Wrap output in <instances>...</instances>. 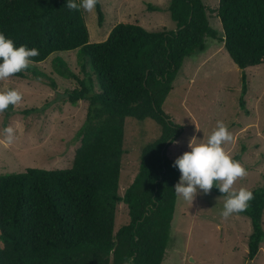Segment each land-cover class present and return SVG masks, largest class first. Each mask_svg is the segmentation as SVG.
Returning <instances> with one entry per match:
<instances>
[{
  "label": "trees",
  "instance_id": "1",
  "mask_svg": "<svg viewBox=\"0 0 264 264\" xmlns=\"http://www.w3.org/2000/svg\"><path fill=\"white\" fill-rule=\"evenodd\" d=\"M66 2L0 0V32L16 46L39 52L14 76L26 78L30 72L33 79L55 85L35 64L54 52L81 48L86 60L83 77L62 58L54 63L59 75L78 83L69 91L70 102L88 101L77 132L80 145L69 167H28L0 174V264H123L125 257H134V264H161L178 198L173 189L180 176L167 150L182 133V126L162 106L184 60L203 51L207 38L219 37L241 69L264 63V0H218L222 34L203 0H170L176 30L148 32L138 23L120 22L105 40L95 43L89 41L82 9L69 10ZM95 9L102 25L100 0ZM246 79L243 73L239 101L244 110ZM13 106L5 110L7 115ZM127 117L152 119L160 135L142 147L139 170L121 194ZM210 191L221 194L216 188ZM251 191L254 199L239 213L251 221L249 259L264 241V186ZM120 203L126 207L123 223L117 221Z\"/></svg>",
  "mask_w": 264,
  "mask_h": 264
},
{
  "label": "rangeland",
  "instance_id": "2",
  "mask_svg": "<svg viewBox=\"0 0 264 264\" xmlns=\"http://www.w3.org/2000/svg\"><path fill=\"white\" fill-rule=\"evenodd\" d=\"M100 2L104 13L102 25L95 8L92 12L81 8L90 43L105 40L113 26L120 22L138 23L148 32L177 28L170 16V0ZM203 3L215 29L222 34L216 15L218 0H203ZM218 38H207L203 51L184 60L162 106L165 113L182 126V133L168 146L167 153L176 159L189 150L188 141L193 136L206 138L216 122L223 121L232 135V140L223 148L232 157L240 155L238 161L247 173L238 178L233 187L252 190L264 186V63L241 69ZM56 57L65 60L71 70L83 77L81 65L86 60L81 48H77L54 52L46 60L34 63L55 85L33 79L30 72L26 78L12 76L0 80V90L14 88L22 96L9 115L6 111L0 112V174L23 172L28 167L66 168L72 162L80 145L77 132L85 121L88 101L70 102L69 91L77 88L78 83L59 75L54 63ZM243 73L248 88L244 95L246 110L239 101ZM5 127L14 129L11 144L5 141ZM159 135L160 126L152 119H125L119 178L121 194L139 170L142 147ZM220 196L211 191L203 194L201 190L192 204L177 198L170 240L161 264H264V241L253 259L247 257L252 230L249 217L241 214L227 219L220 217L223 204ZM117 217L119 223L126 218V207L122 203L118 205Z\"/></svg>",
  "mask_w": 264,
  "mask_h": 264
},
{
  "label": "clouds",
  "instance_id": "3",
  "mask_svg": "<svg viewBox=\"0 0 264 264\" xmlns=\"http://www.w3.org/2000/svg\"><path fill=\"white\" fill-rule=\"evenodd\" d=\"M97 0H67L69 10L84 9L92 12ZM39 55L36 48L26 45L16 46L11 38L0 32V80H7L17 73L27 69L33 57ZM22 100L21 94L14 88L0 90V112L10 105H16ZM5 141L11 144L14 139V129H3ZM232 140L228 126L223 121H217L215 127L206 138L197 139L193 136L188 141V151L183 152L174 162L180 176L174 185V192L185 202L192 204L195 197L201 193L207 194L213 188L218 189L222 198L220 217L227 219L233 214L247 210L249 202L254 199L251 190L233 187L238 178L244 177L246 169L223 148L226 142ZM123 264H134V257H125Z\"/></svg>",
  "mask_w": 264,
  "mask_h": 264
},
{
  "label": "water",
  "instance_id": "4",
  "mask_svg": "<svg viewBox=\"0 0 264 264\" xmlns=\"http://www.w3.org/2000/svg\"><path fill=\"white\" fill-rule=\"evenodd\" d=\"M251 260H249V262H250Z\"/></svg>",
  "mask_w": 264,
  "mask_h": 264
}]
</instances>
